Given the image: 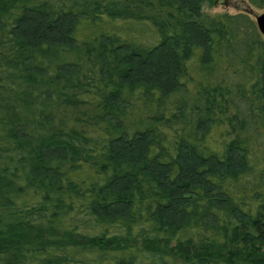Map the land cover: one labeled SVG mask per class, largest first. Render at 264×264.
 Here are the masks:
<instances>
[{"label": "trees", "instance_id": "16d2710c", "mask_svg": "<svg viewBox=\"0 0 264 264\" xmlns=\"http://www.w3.org/2000/svg\"><path fill=\"white\" fill-rule=\"evenodd\" d=\"M203 1L0 0V264H264V37Z\"/></svg>", "mask_w": 264, "mask_h": 264}, {"label": "rangeland", "instance_id": "374dc122", "mask_svg": "<svg viewBox=\"0 0 264 264\" xmlns=\"http://www.w3.org/2000/svg\"><path fill=\"white\" fill-rule=\"evenodd\" d=\"M202 13L205 15H214L221 12L248 11L254 17L262 11L251 9L245 0H204L202 4Z\"/></svg>", "mask_w": 264, "mask_h": 264}, {"label": "water", "instance_id": "95a60500", "mask_svg": "<svg viewBox=\"0 0 264 264\" xmlns=\"http://www.w3.org/2000/svg\"><path fill=\"white\" fill-rule=\"evenodd\" d=\"M255 24L257 29L264 37V11L254 15Z\"/></svg>", "mask_w": 264, "mask_h": 264}]
</instances>
